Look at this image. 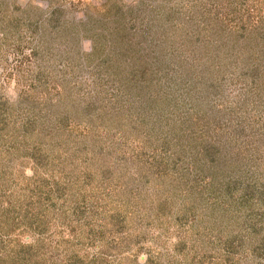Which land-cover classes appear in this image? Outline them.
I'll use <instances>...</instances> for the list:
<instances>
[{"label": "rangeland", "instance_id": "374dc122", "mask_svg": "<svg viewBox=\"0 0 264 264\" xmlns=\"http://www.w3.org/2000/svg\"><path fill=\"white\" fill-rule=\"evenodd\" d=\"M0 105V264H264V0H0Z\"/></svg>", "mask_w": 264, "mask_h": 264}, {"label": "trees", "instance_id": "16d2710c", "mask_svg": "<svg viewBox=\"0 0 264 264\" xmlns=\"http://www.w3.org/2000/svg\"><path fill=\"white\" fill-rule=\"evenodd\" d=\"M4 104V103H3ZM1 106L2 105H0V131H4V129L6 128V125H7V123L8 122H10V119L8 118V116L9 115H6V113L4 112V110L2 111V109H1ZM16 133H14L13 132V142H16V143H22L23 141H25V138H26V136L27 135H29L30 134V132H29V130L27 129V128H25V126H20V127H17L16 128ZM18 133V134H17ZM16 134V135H15ZM9 135H11V133H9V132H5V133H2V134H0V136H2L3 138L5 137V136H9ZM17 138V139H16ZM16 140V141H15ZM39 156H40V154H38ZM38 155H36V154H32L31 155V160H32V163H33V166L35 167L36 165H37V161H39V165L41 164L42 165V158H41V156H40V158H39V156ZM45 159H47L46 157H45ZM44 159V162H46V163H48V160H45ZM39 165H38V167H39ZM35 168H37V166L35 167ZM39 173V172H38ZM41 176H42V182L40 183H38L39 185H40V187H42V186H44V187H46L47 189L48 188H51V190H54V191H56V192H60L61 194H59V196L61 197V196H66V200H65V202H67L68 201V191H66L67 190V186L65 187V190L64 191H62V188H61V190L60 191H58L59 189H57V188H59L58 186H62L61 185V183H60V180L58 179V177L56 178V177H52L51 179H48V178H46V176H45V172L44 171H41L40 173H39ZM81 181H79L78 180V178H74L73 180H72V186L73 187H75V188H77L78 189V187H79V183H80ZM66 184H68V183H66ZM86 184V183H85ZM51 186V187H50ZM71 188V187H70ZM64 189V188H63ZM50 190V189H49ZM50 190V191H51ZM81 190V189H80ZM85 192V191H84ZM83 193V192H82ZM81 200H82V202L84 203V200L81 198ZM49 223H50V221H49ZM51 225V224H50ZM46 227H47V225H46ZM37 229L39 230V237H40V235H42V232L44 231V228L43 229H41L40 228V226H37ZM46 230L48 231V227L46 228ZM45 230V231H46ZM43 242V241H42ZM2 260V258H0V261Z\"/></svg>", "mask_w": 264, "mask_h": 264}]
</instances>
